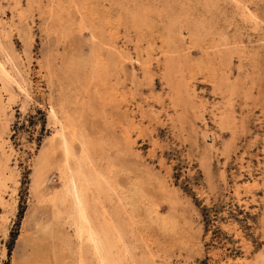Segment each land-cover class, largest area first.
Listing matches in <instances>:
<instances>
[{"label":"rangeland","instance_id":"374dc122","mask_svg":"<svg viewBox=\"0 0 264 264\" xmlns=\"http://www.w3.org/2000/svg\"><path fill=\"white\" fill-rule=\"evenodd\" d=\"M175 1L0 0V264H100L56 219L59 167H38L53 111L83 136L131 264H264V0L259 26L224 8L242 64L179 25L169 72Z\"/></svg>","mask_w":264,"mask_h":264},{"label":"bare ground","instance_id":"6f19581e","mask_svg":"<svg viewBox=\"0 0 264 264\" xmlns=\"http://www.w3.org/2000/svg\"><path fill=\"white\" fill-rule=\"evenodd\" d=\"M191 1L192 0H185L184 2L179 0L175 1L174 7H177L179 10L174 15V18L177 19H174L171 22V25L169 24V26H171L170 29L165 30V34L167 36V45L170 50V53L168 54L169 72H171V67L173 69L174 65L179 62V54L176 51L177 47H179L181 44V39L178 33L179 25L186 27L191 37L195 38L196 40L211 36L215 42L214 48L215 50H218L220 55L229 58L230 55L237 54L242 64L246 57L238 47L239 43L237 42V39L240 37H238V35V38L236 39L234 36L236 33L233 36L230 35L231 29L228 27L231 26L229 23L233 22L230 21L231 19L229 20L231 15L228 13V8V11H225L224 8L226 4L228 6L231 5L233 9L238 10V14L235 15H240L246 22H255V25L259 26L260 24L257 22V20L262 19H260L256 13V11L259 10L257 9L259 7V3L255 2L256 0H203V2L198 0L194 2ZM153 7L151 5L149 8H152L151 10H153L155 13ZM170 8L171 6L169 9ZM177 9H175V12ZM253 9H255V11ZM148 11L151 13L150 10H147L146 12ZM147 16H149V14L146 13V16L144 17L146 18ZM163 16H165V14ZM227 20L230 22L228 23ZM225 22L230 26L227 27L224 24ZM235 22L237 23V21ZM236 23L235 27L238 26ZM243 29L244 28L242 25L241 30ZM235 31L233 30V32ZM237 32L239 33V30ZM171 48L174 49L171 50ZM235 85L237 88V84ZM226 111H224L222 114V123L230 124L232 117L229 116L228 111ZM52 116L54 117L56 124H58L57 133L54 135L49 150L44 153V155L39 160L38 167L41 170L49 163L54 167H59L63 187L62 190L55 193L52 198V206L56 219H58L60 223L68 221L73 225L76 236L92 249L93 256L100 261V264H131L129 258V247H127L125 244L124 237L122 235L123 232H121V228L117 227L112 222L109 212L104 207L105 201H102L103 198L101 196L105 193L102 188L103 180L101 181L103 176H101V173H98L99 170L96 171V168L93 166L94 164L92 165L91 161V167L86 168V164L90 157L84 143L81 142V155H78L75 152L74 144L76 141H79V138H82L83 136L81 135V137H79V129L74 126L71 118L67 115V112L64 113V119L62 120L57 118L54 111L52 112ZM0 123L2 124V122ZM58 152L62 153L61 159L57 157ZM106 184L107 183H105L104 186ZM104 223H107L109 227L108 232L103 226ZM106 255L108 256V259H106Z\"/></svg>","mask_w":264,"mask_h":264}]
</instances>
